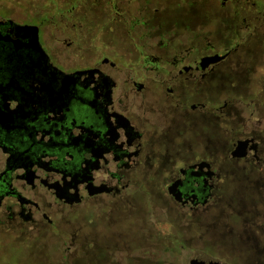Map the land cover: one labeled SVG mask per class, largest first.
<instances>
[{"label": "flooded vegetation", "instance_id": "obj_1", "mask_svg": "<svg viewBox=\"0 0 264 264\" xmlns=\"http://www.w3.org/2000/svg\"><path fill=\"white\" fill-rule=\"evenodd\" d=\"M0 232L264 264V0H0Z\"/></svg>", "mask_w": 264, "mask_h": 264}, {"label": "rangeland", "instance_id": "obj_2", "mask_svg": "<svg viewBox=\"0 0 264 264\" xmlns=\"http://www.w3.org/2000/svg\"><path fill=\"white\" fill-rule=\"evenodd\" d=\"M36 239H38L36 235L30 237L0 232V264H40V262L42 264H72L71 258L67 257L63 251L55 250L57 248L47 241L43 244L42 241L41 245H35L33 241ZM168 254L160 248L158 262Z\"/></svg>", "mask_w": 264, "mask_h": 264}, {"label": "trees", "instance_id": "obj_3", "mask_svg": "<svg viewBox=\"0 0 264 264\" xmlns=\"http://www.w3.org/2000/svg\"><path fill=\"white\" fill-rule=\"evenodd\" d=\"M34 264H36V263H34ZM40 264H42V263L40 262Z\"/></svg>", "mask_w": 264, "mask_h": 264}]
</instances>
